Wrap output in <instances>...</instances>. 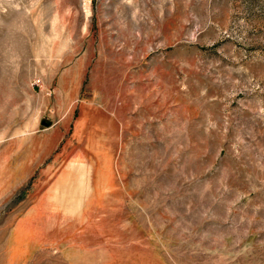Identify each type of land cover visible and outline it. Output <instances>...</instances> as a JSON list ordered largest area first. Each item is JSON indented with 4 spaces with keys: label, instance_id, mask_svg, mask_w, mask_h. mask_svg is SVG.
I'll return each instance as SVG.
<instances>
[{
    "label": "rangeland",
    "instance_id": "rangeland-1",
    "mask_svg": "<svg viewBox=\"0 0 264 264\" xmlns=\"http://www.w3.org/2000/svg\"><path fill=\"white\" fill-rule=\"evenodd\" d=\"M0 264H264V0H0Z\"/></svg>",
    "mask_w": 264,
    "mask_h": 264
},
{
    "label": "built area",
    "instance_id": "built-area-1",
    "mask_svg": "<svg viewBox=\"0 0 264 264\" xmlns=\"http://www.w3.org/2000/svg\"><path fill=\"white\" fill-rule=\"evenodd\" d=\"M40 83V82H39Z\"/></svg>",
    "mask_w": 264,
    "mask_h": 264
}]
</instances>
